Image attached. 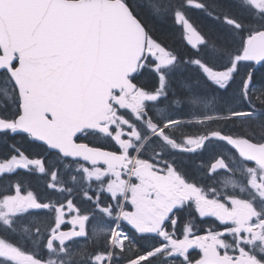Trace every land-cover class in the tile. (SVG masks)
I'll return each mask as SVG.
<instances>
[{"label": "snow or ice", "instance_id": "1", "mask_svg": "<svg viewBox=\"0 0 264 264\" xmlns=\"http://www.w3.org/2000/svg\"><path fill=\"white\" fill-rule=\"evenodd\" d=\"M0 264H264V0H0Z\"/></svg>", "mask_w": 264, "mask_h": 264}]
</instances>
